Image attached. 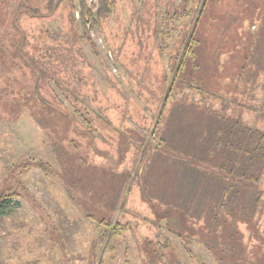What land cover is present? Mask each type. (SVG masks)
<instances>
[{
    "label": "rangeland",
    "instance_id": "obj_1",
    "mask_svg": "<svg viewBox=\"0 0 264 264\" xmlns=\"http://www.w3.org/2000/svg\"><path fill=\"white\" fill-rule=\"evenodd\" d=\"M84 2L93 18L79 0H0V197L19 203L0 214V264H264V165L256 211L236 200L232 216L217 168L152 163L198 112L264 135V0H206L179 73L202 0H112L100 17ZM187 168L207 178L190 198Z\"/></svg>",
    "mask_w": 264,
    "mask_h": 264
},
{
    "label": "trees",
    "instance_id": "obj_2",
    "mask_svg": "<svg viewBox=\"0 0 264 264\" xmlns=\"http://www.w3.org/2000/svg\"><path fill=\"white\" fill-rule=\"evenodd\" d=\"M68 1L71 2L73 0ZM84 1L85 0H79L82 17L84 16V12L86 10L87 14L90 15V18H93V14L86 9ZM205 2L206 0H202L200 9L198 10L193 24L184 39L183 48L175 66V73H179L184 69L186 59H195V28ZM111 9L112 0H98V7L94 15L97 17L107 15L111 12ZM172 80L170 81L164 99L162 100V103L155 115V120L150 130V140L153 139V136L158 129L159 120L163 113V108L171 88ZM191 105L195 106L194 104ZM203 119L205 122H203ZM171 122H173L172 118ZM172 124L173 125H169L166 131L161 134L158 143L155 145V150L152 154V163L155 164L158 159L165 155L168 160L172 157V160H170L172 167L173 163L179 162V160L186 161L190 167L199 169L202 168L201 165L203 163L209 164L212 167L217 168L219 171L218 175H216L218 178L208 176L209 178L216 180L214 188L217 190L218 194L216 196L218 199V208L221 211H226L229 215L235 216L237 212L234 205L237 200L238 205L241 206L243 210L247 209L246 211H250L249 213L255 212L261 201V196L258 189L252 187L251 185H255L257 183L259 174L264 165L263 133L249 125H241L236 119H227L223 116L215 117L205 114L204 112H198L195 116V120L191 119L183 121V125L177 122L179 126L177 128H174L176 123ZM160 144L164 146V150L158 149ZM148 147V144H145V142L141 145V156L138 160L139 164L148 155ZM53 148L54 151L59 154L60 146L57 143H54ZM165 150L168 152H165ZM170 153L173 155H170ZM208 157L216 159L217 162H214V160H211V162L208 160ZM190 159L193 162L190 161ZM38 165L45 170L47 169V164H44L43 162H38ZM200 174L202 173H196L191 168H187L185 171L183 170L184 198L195 196V189H205V185L200 186L205 183L202 182L199 185V181H206L207 178L204 177L202 180L199 176ZM145 175H147V177H145L147 178V184L150 185V181H152L153 178L152 170L149 166ZM181 180L182 179H179V182L176 185H173V188L178 189L179 184L180 186L182 185ZM205 193L204 195L202 193V197L205 196ZM162 194H164V191L160 193V195ZM202 197L200 196V198ZM238 197L243 198L242 204H240L241 199L239 200ZM14 199L15 198L12 194L0 197V214L7 213V211L19 204L18 200ZM198 203L201 210L205 208L207 209L206 200L198 199ZM245 205L250 209L245 207ZM232 212L235 214H231ZM100 222L103 221L101 220Z\"/></svg>",
    "mask_w": 264,
    "mask_h": 264
}]
</instances>
